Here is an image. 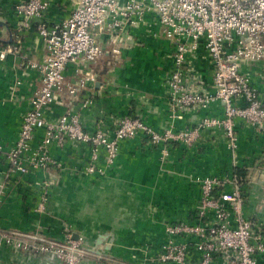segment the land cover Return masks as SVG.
Instances as JSON below:
<instances>
[{
    "label": "built area",
    "instance_id": "obj_1",
    "mask_svg": "<svg viewBox=\"0 0 264 264\" xmlns=\"http://www.w3.org/2000/svg\"><path fill=\"white\" fill-rule=\"evenodd\" d=\"M73 1L70 14L58 22L47 19L51 0L13 5L20 22L17 30L34 27L44 53L28 64L39 74L41 85L28 100L15 144L3 154L7 174L0 185V208L9 178L33 172L47 175L32 205L33 213H44L55 175L69 169L55 155L67 144L87 149L85 164L81 169L71 167V172L93 178H104L122 142L134 139L144 140L157 151L159 168L165 172L176 148L185 155L212 148L219 157L227 155L232 170L240 166L237 128L264 134L263 96L243 71L264 61V0ZM138 32L165 43L159 97L167 119L162 128L137 116L100 109L94 94L96 75L83 69L105 54L116 63L123 48L142 45ZM102 36L108 37V49L98 41ZM18 51L15 44L0 49V60ZM70 65L80 74L74 83L65 80ZM64 99L70 105L57 118H49L52 106L63 105ZM215 106L218 113L207 115ZM85 113L92 117L91 124L82 122ZM178 122L185 124L178 127ZM190 178L198 192L190 212L185 220L162 226L157 249L148 244L140 248L143 260L149 264H260L264 226L246 215L236 175L210 172ZM69 228L64 226L60 241L11 235L20 249L55 258L60 264H80L90 253L84 238H74ZM4 239L10 242L9 235Z\"/></svg>",
    "mask_w": 264,
    "mask_h": 264
},
{
    "label": "crops",
    "instance_id": "obj_2",
    "mask_svg": "<svg viewBox=\"0 0 264 264\" xmlns=\"http://www.w3.org/2000/svg\"><path fill=\"white\" fill-rule=\"evenodd\" d=\"M20 1L25 0H0V49L14 44L19 46L18 52L0 60V185L7 174L3 154L15 144L22 115L29 107L28 100L41 85L39 74L28 64L40 60L44 53L43 42L34 27L21 29L20 33L17 30L20 22L13 13V5ZM73 8V0H51L47 19L58 22ZM98 41L105 49L109 48L107 36ZM138 46L142 47L123 48L114 64L110 54H105L92 63L90 69H83L92 71L97 82L100 81V87L94 88L96 106L100 109L109 111L114 108L127 112L126 106L130 105L134 116L162 128L167 117L159 97L160 79H153L147 86L143 80L145 74L135 77L138 71L126 61L131 54L141 55ZM134 60H130L131 63ZM243 71L256 82L264 100V61L251 64ZM78 76L75 66L70 65L65 72V80L74 83ZM68 101L64 99L63 105L54 104L48 117L57 118L70 105ZM82 122L91 124L90 114L85 113ZM183 124L178 122L177 126ZM237 131L240 165L251 172L250 181L244 187V210L246 215L264 226V165L261 164L264 161V134H255L251 128L238 127ZM257 138L261 142L259 145L255 143ZM84 147L74 149L67 144L56 152V158L63 160L69 169L64 175L55 173L56 181L50 188L46 210L42 214L33 213L32 205L41 192L38 185L47 175L32 172L23 177L14 175L9 178L0 208V264H60L55 258L18 248V240L11 234L22 233L60 241L64 238L65 225L73 226L74 236L83 235L88 250L103 254L90 253L80 264H95L105 258L122 262L113 264H149L143 260L139 244L149 243L152 250L158 248L163 237L162 226L170 222V218L181 214L186 216L198 197L190 176L214 169L209 165L219 157L211 152L212 148H200L190 155L176 148L168 158L165 172L159 168L157 151L144 140L134 139L122 145L113 170L107 171L108 175L98 180L99 183L91 182V186L81 188L70 169L73 166L81 169L85 164L87 149ZM139 185L142 191L135 193L134 187ZM144 192L148 206L140 198ZM147 208L152 212L150 217L145 212ZM80 210L94 211L95 214L92 216ZM5 235H9L10 242H6ZM260 264H264V257Z\"/></svg>",
    "mask_w": 264,
    "mask_h": 264
},
{
    "label": "rangeland",
    "instance_id": "obj_3",
    "mask_svg": "<svg viewBox=\"0 0 264 264\" xmlns=\"http://www.w3.org/2000/svg\"><path fill=\"white\" fill-rule=\"evenodd\" d=\"M140 32H138L137 34H139ZM142 34V32L140 33V35ZM153 41H159V40H162V39H152ZM138 49H139V52L141 53V55L138 53V54H136V55H133V54H131L130 56H129V58L128 59H126V61H128L129 62V66H133L134 68H135V71L137 70L138 72H136V74H134V76L135 77H139V76H141V75H143V74H145V76H143V80L146 82L145 84L148 86V84L149 83H151V81L154 79V80H159L160 79V75L163 73V65H162V63L164 62V53H165V51H166V47H160V48H156V47H151V46H148V44H146L145 43V45H144V42H142V47H137ZM135 50V49H134ZM133 59H135L134 60V62H132L131 63V61L133 60ZM136 59H139V60H143L141 63L138 61V60H136ZM131 60V61H130ZM156 61H157V63H158V65H157V63H156ZM91 65V64H90ZM89 65V66H90ZM126 64H124V66H125ZM148 67V68H147ZM92 68V67H91ZM244 68H246V67H244ZM89 69H90V67H89ZM143 70V71H142ZM147 72L149 73V74H147ZM142 82V81H141ZM258 86V85H257ZM119 156V155H118ZM118 156H117V158H118ZM116 158V159H117ZM116 162V161H115ZM115 162H113V163H115ZM115 165L113 164V166H111V170H113L112 168L114 167ZM109 169V170H110ZM161 169V168H160ZM108 170V171H109ZM75 174H73L74 176H75V178H78L77 179V183L79 184V186H81V188L84 186V185H86V186H91L92 184H91V182L93 183V184H95L96 182L97 183H99L97 180H101V178L103 179V176L102 177H99V178H93L92 177V175H87V176H84L85 175V173L83 174V172H74ZM106 175H108V173H106ZM105 175V176H106ZM77 176V177H76ZM86 179V180H85ZM129 183V182H128ZM134 188H136V190H135V193H140L141 191H142V188L140 187V185L139 186H135ZM144 188H149L148 186H145ZM144 188H143V190H144ZM127 192H129V190H127ZM143 195V197H140V198H143V201H145L144 202V205L145 206H148L147 205V203L146 202H148V201H146V197H147V194H146V192H144V193H142ZM49 198H51V195H50V197ZM81 201V200H80ZM140 201H142L141 199H140ZM138 203H139V201H137ZM77 204H78V202H77ZM78 205H80V204H78ZM147 210H148V208H147ZM79 211V210H78ZM80 212H85V214L86 213H91L92 214V216L95 214V212L94 211H82V210H80ZM146 213H147V215H148V217H150V216H152V212L151 211H145ZM75 213H77L78 214V212H77V210L75 211ZM182 212H180V213H178V214H181ZM140 215H141V213H139ZM182 216H185V214H181ZM181 215H180V217H181ZM91 216V217H92ZM77 217V216H76ZM73 228V226H70V231H73L74 229H72ZM141 231V230H140ZM141 233H142V231H141ZM77 237H81V238H84L83 237V235H78ZM148 241V240H147ZM147 241H145V242H147ZM147 244H149V243H147ZM143 245H145V243H140L139 244V247H142ZM88 256V255H87Z\"/></svg>",
    "mask_w": 264,
    "mask_h": 264
},
{
    "label": "trees",
    "instance_id": "obj_4",
    "mask_svg": "<svg viewBox=\"0 0 264 264\" xmlns=\"http://www.w3.org/2000/svg\"><path fill=\"white\" fill-rule=\"evenodd\" d=\"M141 33V32H140ZM140 33L138 34V40L140 41V43L144 42V45L145 43L148 44V46H151V47H164L165 46V43L162 41V40H159V41H153L152 39L153 38H150V37H146L143 33L140 35ZM142 46V45H141ZM139 47V46H138ZM157 63V61H156ZM164 63V62H163ZM162 63V65H164ZM158 64V63H157ZM148 68V67H147ZM162 75V74H161ZM160 75V77H161ZM126 109H127V112H121L120 110H117V109H114V108H110L109 112H113V113H116V114H125V115H131V116H134L131 112H132V109H131V106L130 105H127L126 106ZM216 112V113H214ZM218 113V107L215 106L213 108V110H208L207 111V115H214V114H217ZM203 114V113H202ZM182 126V125H181ZM181 126H178V127H181ZM139 140V139H138ZM127 141H130V140H125L122 142L121 145H123L125 142ZM255 143H257V145H259L261 142L260 140L257 138ZM184 152V151H183ZM217 159H214L211 161V164L209 165V167H214V169L212 170H207L206 172H204V174L202 175H205V174H208L210 172H214L216 174H221V173H229L231 172L232 174L236 175V177L239 179L240 181V184H241V187H242V193H243V196H244V201H245V196H246V193H245V190H244V187L245 185L250 181V177H251V172H249L250 170H248L246 167H244L243 165H240L239 167H236L234 170L231 169L230 167V163H229V159L227 157L226 154H221V157H216ZM217 167V168H216ZM245 203V202H244ZM251 217V216H249ZM185 217L183 216H179L177 218H170L168 221H175L176 219L178 220H185L184 219ZM252 218V217H251ZM254 220H256L255 218H253ZM258 221V220H256ZM100 262L102 263H106V264H113V263H122V262H119L118 260H115V259H110V258H105L103 260H99Z\"/></svg>",
    "mask_w": 264,
    "mask_h": 264
},
{
    "label": "water",
    "instance_id": "obj_5",
    "mask_svg": "<svg viewBox=\"0 0 264 264\" xmlns=\"http://www.w3.org/2000/svg\"><path fill=\"white\" fill-rule=\"evenodd\" d=\"M114 62H116V60H114ZM112 64H114V63H112ZM98 87H100V81L96 82V84H95V88H98ZM261 164L264 165V161H262ZM76 237H77V236H74V238H76ZM88 251H89V253H91V254H95V255L103 256V254L96 253V252H94L93 250H90V249H89Z\"/></svg>",
    "mask_w": 264,
    "mask_h": 264
}]
</instances>
